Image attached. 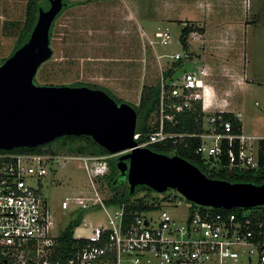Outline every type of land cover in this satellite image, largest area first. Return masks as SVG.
<instances>
[{"label": "built area", "instance_id": "1", "mask_svg": "<svg viewBox=\"0 0 264 264\" xmlns=\"http://www.w3.org/2000/svg\"><path fill=\"white\" fill-rule=\"evenodd\" d=\"M155 35L160 43L170 39L169 32ZM173 57L176 61L191 59L190 53ZM204 76V70L187 72L181 84H166L161 78L160 104L151 120L153 129L145 134V140L136 132L138 147L169 140L188 146L189 140L199 139L195 153L207 160L211 170L219 169L225 160L224 166L230 170L258 171L264 167V136L247 134L243 124L236 133L232 122L224 117L226 111L205 115L199 133L168 129L177 115L195 111L200 102L206 114L200 92L208 93ZM234 117L242 123L241 113ZM64 152L0 150V264H236L242 259L249 264H264L261 210L229 213L193 202L184 206L177 202L178 195H169L168 190L160 193L165 195L157 201L146 202L143 209L134 207L138 202L109 206L108 198L102 197L94 183V178L108 175L109 157ZM66 161L80 162L92 190L89 196L81 194L61 202L63 210L75 207L85 213L76 229L84 226L89 232L81 236L74 232L76 250L63 261L54 260L61 235L54 234L53 212L34 184L57 172ZM98 209L103 222L86 221V212Z\"/></svg>", "mask_w": 264, "mask_h": 264}, {"label": "rangeland", "instance_id": "2", "mask_svg": "<svg viewBox=\"0 0 264 264\" xmlns=\"http://www.w3.org/2000/svg\"><path fill=\"white\" fill-rule=\"evenodd\" d=\"M65 1L70 6L54 21L51 41L54 54L39 68L34 79L37 86L77 87L88 84L106 88L119 100L136 106L144 87L161 80L163 70L177 62L173 57L175 54L184 56L192 51L202 54L197 43L189 51L184 49L180 39L186 26L197 30L194 34L202 30L191 21L203 13L195 8L200 3L198 0H176L177 8L171 16V25L158 24L157 20L162 19V15H156L155 0H132L127 4L124 0ZM141 1H144L143 6ZM44 2L48 9V3ZM186 2L194 6L185 8ZM27 4L28 0H0V63L7 60L15 49V41L25 21ZM203 5L210 8L214 15L217 12L224 20L240 21L241 31L236 32L241 41L240 57L247 65V75L252 82L249 91L237 95L238 100L242 98L243 107L238 104L240 107L235 105V109L229 110L241 113L247 134L264 136V0H206ZM158 29L169 31L168 42H159L155 35L160 32ZM226 43L230 44V41L226 40ZM154 46L159 53L167 55L162 59L164 67L157 63ZM192 56L191 59L181 60L174 75L176 83L181 84L187 72H196L202 67L200 57L196 54ZM79 145L77 142L74 146ZM57 147L58 144L53 145L54 149ZM103 178H94V183L103 198H110L113 191ZM34 186L41 189L53 212L56 236L61 235L81 212L75 207L63 210L61 202L67 197L89 196L92 190L91 180L78 161L62 163L57 172L37 181ZM168 192L169 195H178L177 202L181 205H189L190 201L177 194V190L169 189ZM164 195L140 187L132 199L151 202ZM86 213V221L96 224L103 222L99 209ZM88 233L84 226L75 229V236ZM236 264L249 263L242 259Z\"/></svg>", "mask_w": 264, "mask_h": 264}, {"label": "water", "instance_id": "3", "mask_svg": "<svg viewBox=\"0 0 264 264\" xmlns=\"http://www.w3.org/2000/svg\"><path fill=\"white\" fill-rule=\"evenodd\" d=\"M28 41L0 66V150L37 148L65 136H89L111 155L132 194L139 186L177 190L188 201L231 210L264 207V184L213 179L180 156L138 147V113L102 89L37 86L39 68L52 58L50 31L67 5L47 0Z\"/></svg>", "mask_w": 264, "mask_h": 264}, {"label": "trees", "instance_id": "4", "mask_svg": "<svg viewBox=\"0 0 264 264\" xmlns=\"http://www.w3.org/2000/svg\"><path fill=\"white\" fill-rule=\"evenodd\" d=\"M46 1L48 3V8L50 6L47 0H28L27 8H26V16L25 21L23 23V27L20 30L17 39L15 41V49L12 55L22 47L29 39L31 32L33 31L39 14V9L43 7L47 9L45 4ZM65 1V0H64ZM67 4L65 8H69L70 4L68 1H65ZM62 10V11H63ZM62 11L57 16L60 17L63 13ZM56 20V19H55ZM8 25V24H7ZM6 25V28H7ZM54 23L52 25L50 31V38L51 41L53 39V30H54ZM195 29L190 26L184 27L181 35V43L185 50L189 49L188 38ZM11 55V56H12ZM6 61L3 60L0 63V66L4 64ZM181 60L172 64L170 68L165 70L162 73V78L166 84H170L174 81V75L177 68L181 65ZM162 80V79H161ZM159 80L152 86H145L140 98V102L138 105L133 106L137 113H138V123H137V132L142 133V140L146 139L145 134L150 132L153 128L151 126V120L155 118V114L159 108L160 104V96H161V84L162 81ZM79 86H88L94 89H102L110 94L113 98L116 99L117 102H124L119 100L115 94L113 95L108 89L100 88L97 86H91L88 84H80ZM205 114L202 112V105L198 103L196 105V110L192 112H186L184 114L177 115L175 124H169L168 129L175 133H199L203 131V118ZM226 120H230L234 126V131L239 133L241 131L242 123L234 117L233 113H226L224 114ZM57 142V143H55ZM79 143V146H74L76 143ZM189 145L185 146L183 144L174 145L173 140H169L166 143H158L154 145H150L149 148L155 152L170 155V156H180L183 159L189 161L190 163L194 164L198 167L204 174L207 176L217 179V180H224L231 183H253L256 185L264 184V167L258 171L254 172H242L238 170H230L226 168L225 160L223 163L219 164V169H210V164L207 162L206 159L202 158L201 156L196 155L195 150L200 144L199 139H192L189 140ZM54 144H58L59 147L53 148ZM44 149H48L51 151H65L69 153H76L82 155H92V156H108V164H109V173L103 179L107 182L108 187L113 191L112 197L106 200L107 205H122V204H134V202H138L139 205L134 206L136 208L143 209L146 201L144 200H133V195L130 191V187L128 182L122 180L119 176V171L117 169V158L116 156H112L106 149L101 147L98 143L94 141L93 138L89 136H65L59 139H56L53 142H50L44 146H39L37 148H16L14 149L17 152H39L43 151ZM263 165V159H262ZM146 186H139L138 188ZM150 189V188H148ZM151 190V189H150ZM255 209L261 210L262 214L264 215V207H256ZM243 210L240 208H234L228 210L227 212H242ZM226 212V210H224ZM84 212H80L78 218L73 220L70 225L65 229V231L61 234L59 238L60 247L57 249V253L54 255V260L61 259L65 261L69 258L73 252H75L76 248L74 244L76 240L74 239V232L77 227L81 225V221L84 217Z\"/></svg>", "mask_w": 264, "mask_h": 264}, {"label": "crops", "instance_id": "5", "mask_svg": "<svg viewBox=\"0 0 264 264\" xmlns=\"http://www.w3.org/2000/svg\"><path fill=\"white\" fill-rule=\"evenodd\" d=\"M131 1L132 0H124V3L127 4ZM143 2L144 1H141L142 6ZM197 2L200 3L195 8L200 9L204 14L202 13L199 18H195V16L191 21L198 24L202 30L200 33H195L198 34L197 37L194 34L197 30L191 33L190 40L188 38V50L190 51L196 43L202 49L201 55L197 54L195 51H192L190 54L191 58H193V54H196L202 61V67L193 73H199L202 70L206 72L204 84L207 85L208 93H206V90H200L205 113L207 115L215 114L220 111L233 114L239 113V111L235 112L229 109H235V105L238 107V104L243 107L244 102L242 98L238 100L237 95L249 91L252 82L247 75V65L240 57L239 46L241 45V41L238 39L239 34H236L238 30L241 31L240 21H236V19L224 20L217 12L214 15V12H210V8L208 9L206 5H203L204 2L206 3V0H198ZM175 3L176 0H155L154 9L156 10V15H162V19L159 21L157 20L158 24L171 25V16L174 15L177 8ZM192 5V3L187 4V2L184 4L185 8H192ZM223 26L227 28H223ZM166 29L165 31H161L162 29H158L157 31L167 32L168 30L166 31ZM226 40H228V42L230 41V44H227ZM237 50L238 56L236 58ZM154 51L158 65L164 67L162 59L167 55L159 53L157 49H155V46ZM164 71L165 70H163V72Z\"/></svg>", "mask_w": 264, "mask_h": 264}, {"label": "flooded vegetation", "instance_id": "6", "mask_svg": "<svg viewBox=\"0 0 264 264\" xmlns=\"http://www.w3.org/2000/svg\"><path fill=\"white\" fill-rule=\"evenodd\" d=\"M118 157H119V156H116V158H117V162H118ZM126 182H127V181H126Z\"/></svg>", "mask_w": 264, "mask_h": 264}]
</instances>
